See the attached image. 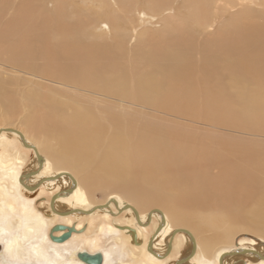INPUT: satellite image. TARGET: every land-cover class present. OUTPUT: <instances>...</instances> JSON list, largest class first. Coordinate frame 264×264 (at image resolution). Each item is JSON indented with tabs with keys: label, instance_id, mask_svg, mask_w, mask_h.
Returning <instances> with one entry per match:
<instances>
[{
	"label": "bare ground",
	"instance_id": "obj_1",
	"mask_svg": "<svg viewBox=\"0 0 264 264\" xmlns=\"http://www.w3.org/2000/svg\"><path fill=\"white\" fill-rule=\"evenodd\" d=\"M31 1L7 19L0 0V129L12 130L0 132V263L85 264V251L101 264L115 253L121 264H264L263 240L215 249L239 230L264 239V0H90L87 19L74 0ZM100 24L108 32L94 36ZM15 114L23 126L6 123ZM218 123L251 138L217 139ZM97 188L111 195L95 203ZM250 193L261 195L248 216L232 219ZM59 218L72 231L56 243Z\"/></svg>",
	"mask_w": 264,
	"mask_h": 264
},
{
	"label": "rangeland",
	"instance_id": "obj_2",
	"mask_svg": "<svg viewBox=\"0 0 264 264\" xmlns=\"http://www.w3.org/2000/svg\"><path fill=\"white\" fill-rule=\"evenodd\" d=\"M6 1V5L3 7V13H4V15L6 16V18L8 19H10V17H11V15L13 14V12L15 11L14 9H16V6H19L21 3H20V1H24V2H27L29 5H31V6H34V5H36V4H34V2L33 1H31V0H5ZM13 1L16 3V5L13 3ZM35 2H38L39 4H41L44 8H47V9H49V10H52V9H54V1L52 2V1H50V0H34ZM68 1V0H67ZM230 1H232V0H230ZM70 2H71V0H70ZM61 6L63 7V9H64V11H67V10H69V8H70V5H68V4H61ZM72 6L73 7H75L76 6V8H78V12H80L81 14L82 13H86V14H88V12L90 11V9H88L87 10V7L86 6H88L89 8H98V4H96V3H92L90 0H74V3L72 4ZM85 6V7H84ZM84 7V8H83ZM68 8V9H67ZM86 8V9H85ZM259 8H260V6H259ZM258 6L256 7H254V8H252L253 10H254V12H256L255 11V9L258 11ZM62 9V8H61ZM67 9V10H66ZM80 9H82V10H80ZM241 9V7H237V10H240ZM261 9H264V7L263 8H261ZM233 11V8H230L229 9V11ZM251 10V9H250ZM85 16V17H84ZM83 19H87V15H83L82 14V16H81ZM225 17H227V16H225ZM225 17L224 16H222V17H220L219 19H218V17H217V19H218V21H217V25L216 24H214L213 25V27H216L217 26V30L218 29H220L225 23H226V21H227V18L225 19ZM5 18V17H4ZM6 18H5V20H6ZM230 18V17H229ZM98 24H99V22L98 21H95L94 23H93V26L94 27H97L98 26ZM151 26H153V27H156L157 26V23H153V24H149V23H147V24H138L137 26H136V28L138 29V31H141V30H143V29H146V28H152ZM212 27V28H213ZM108 26L107 25H103V24H100V28H98V29H93V30H91L90 32L94 35V36H97V35H99V33L100 32H108ZM154 31H158V29H159V31H161V28H158V27H156V29L155 28H152ZM210 32H213V31H211L210 30ZM92 35V36H93ZM107 36H109V33H107ZM142 34H140V37H135V38H132V39H130V43H131V45L130 46H134V45H136V43H138L139 41H141V40H143V38H142ZM3 57H5L6 58V60H7V57H6V55L4 54V53H0V59H2ZM9 62L10 63H13L12 62V60L10 59L9 60ZM5 67H7V66H5ZM7 68H9V67H7ZM9 70L8 69H6L5 70V72L3 73L4 75H5V73L7 74V73H9L8 72ZM21 75V74H20ZM35 80H37V79H35ZM44 83V82H43ZM48 84L49 85H54V84H50L49 82H48ZM14 96L15 97H17L18 98V95L17 94H14ZM1 111H0V116H1ZM155 114L156 115H158V116H161V114H157L156 112H155ZM15 117H13L12 119H8L9 121L8 122H6L8 125H13V126H15V127H21V126H23V123H22V120L21 119H19V114H15L14 115ZM163 117V116H162ZM165 117V116H164ZM170 116H166L165 118H169ZM175 120H177V121H179L180 119H175ZM180 122H182V123H187V124H189V123H191V122H188V121H185V120H180ZM2 123V122H1ZM197 126H201V125H197ZM229 129H228V128ZM202 128H204V129H207V130H214V128L212 129V127H208V126H205V125H203V127ZM222 128V129H221ZM234 129H236V130H234ZM217 139H220V136H221V138H223V137H225V139H234V137H235V139H237V138H241L240 136H242V134H244L243 136H242V138H251L250 136H248L247 135V133L248 132H246L245 130H242L241 128H237L236 126H233V125H230V126H227L226 125V127H225V124H223V123H218L217 124ZM224 134H222L221 132ZM226 131V132H225ZM237 131H238V133H237ZM219 133H221V134H219ZM233 133H234V135H233ZM237 133V134H236ZM249 134V133H248ZM232 135V136H231ZM234 136V137H233ZM238 136V137H237ZM258 136V137H257ZM255 138L257 137V140H259L260 139V141H264V136H262V135H255L254 136ZM253 136H252V138H254ZM7 138L8 139H12L11 137H9V136H7ZM241 138V139H242ZM37 140H38V138H37ZM259 141V142H260ZM262 143V142H261ZM27 151V150H26ZM28 152V154L29 155H27V158H26V162H25V165H24V168L23 169H30L31 168V157H32V154H31V152H29V151H27ZM216 171V169H213V172H215ZM218 171V170H217ZM256 175L259 177V178H261L262 180H264V174H258V173H256ZM35 180H36V178H35ZM65 183L66 182H62V183H60L59 185H57V187H56V189H58V188H61V187H64V185H65ZM44 188V187H43ZM21 194L22 195H24V193H25V191L21 188ZM52 191V190H51ZM51 191L50 190H47V191H38L37 193H35V195H34V199H35V204H36V209L39 211V210H41V209H43V208H47V210H49V207H47V206H45V207H41L42 206V202L43 203H45V205H47L48 203H47V200H48V198H49V196L51 195ZM40 192V193H39ZM37 194H39V195H37ZM111 194H109L107 191H103V189L101 190L100 188H97L96 189V191H94V193H93V200L95 201V203H97V202H102V201H104V199H106L108 196H110ZM259 195H261V194H257V195H255V194H249V195H245L246 197V199L247 200H245V201H237L236 199L235 200H233L231 203H232V205H239V207H238V209L237 210H233V211H230V217L232 218V219H236V218H239V217H241V216H244V217H246V215L248 214V211L250 210L249 208H251L252 207V203L257 199V197L259 196ZM152 206H156V205H152ZM149 207H151V206H149ZM149 207H145L144 209H148ZM40 208V209H39ZM248 216V215H247ZM74 217H70V219H73ZM69 219V220H70ZM73 220H77V219H73ZM82 220V219H81ZM56 222V223H55ZM53 223H55V225H57V224H64L63 223V218H59V219H56ZM98 223V220L96 221V224ZM65 225V224H64ZM73 226H75V225H73ZM75 229L76 230H78V227H76L75 226ZM79 229H81V228H79ZM85 228H82V230H80V231H83ZM91 229V228H90ZM90 229H88V230H90ZM57 232H62V230H58ZM56 232V233H57ZM89 232V231H88ZM56 233H54L55 234V236H57V234ZM73 233V232H72ZM90 234L89 235H93V233L92 232H89ZM236 233V234H235ZM233 235H232V238H230V240H228V241H223V242H221V243H218V244H216V246H215V249L216 250H219V249H225V248H239V247H241V246H256L259 242L260 243H262V240H263V242H264V239L263 238H261V237H259L258 235H256V234H254V233H252L251 231H249V230H239V231H237V232H235ZM60 235V234H59ZM82 235H80V238H82L81 237ZM232 239V240H231ZM108 240L109 239H107V237L106 236H104V235H101V246L100 247H108L109 245V242H108ZM251 240H253V241H255V244L254 243H252L251 242ZM67 244V245H66ZM68 244H69V242H67V243H65L64 245L66 246V247H68ZM74 247V246H73ZM81 247H83V246H81ZM183 250H184V248H183ZM186 250V249H185ZM184 250V251H185ZM182 251H181V255H182ZM180 255V256H181ZM26 258H29V255H26L25 256ZM123 257H128V256H123ZM111 258H113V262H112V264H121L120 263V261H118V255L115 253V254H112V256H111ZM129 258V257H128ZM10 259H12V258H10ZM13 259H15V258H13ZM16 259H17V263L18 264H26V259L25 258H17L16 257ZM19 259H21V260H19ZM1 264V263H0Z\"/></svg>",
	"mask_w": 264,
	"mask_h": 264
},
{
	"label": "water",
	"instance_id": "obj_3",
	"mask_svg": "<svg viewBox=\"0 0 264 264\" xmlns=\"http://www.w3.org/2000/svg\"><path fill=\"white\" fill-rule=\"evenodd\" d=\"M1 131H6V132H9V131H12L11 129H0V132ZM16 133H18L19 134V136H20V138L22 139V143L24 144V146H26V147H30V148H32L33 150H34V152H35V155H36V157H37V160H38V162H39V166H41V164H42V161H41V156L38 154V152L36 151V149L34 148V146H31V145H29L25 140H24V138H23V136H22V134L19 132V131H16V130H14ZM33 173H35V172H31V173H27V174H30V175H32ZM26 174V176H28ZM25 176V175H24ZM73 180V179H72ZM19 181H21V179H19ZM25 187L27 188V189H29V190H33V189H35L36 188V186H27V185H25ZM57 195H58V193H55V194H53L52 195V197H51V199H50V207H51V209L54 211V209H53V202H54V200H55V198H57ZM113 201V200H112ZM114 203L116 204V201H114ZM104 205H101V206H98V207H103ZM125 207H127V205H124ZM91 210V209H90ZM90 210L89 211H87V210H84V213H88V212H90ZM132 211L134 212V214H135V216L137 217V212L132 208ZM62 214H69V212H62ZM138 219V218H137ZM163 219V218H162ZM138 221V220H137ZM67 229V230H63V233H61L60 235H57V236H55L53 239H54V241L56 242V243H59V242H61V241H63V240H65V239H67V237H69L70 236V234H71V231H72V228H69V227H64V226H62V225H56L55 226V229ZM160 228V226H158L157 228H156V230H155V232H157V230ZM180 231H184V233H186L187 235H189V237H190V239H191V244H192V247H191V252H190V255H192L193 254V252H194V249H195V246H194V241L192 240V236L190 235V233L188 232V231H185V230H183V229H179ZM155 234V233H154ZM151 244H152V237L148 240V242H147V247H148V249H149V247L151 246ZM170 245V244H169ZM167 250H170V247L168 246L167 247ZM249 252V250H246V249H243L240 253H248ZM256 254H257V252H256ZM257 255H259V254H257ZM77 257H79V259H81V261H83L85 264H101L102 263V260H103V256H102V254L100 253V252H95V253H93V254H91V253H88V252H85V251H83V252H78L77 253ZM187 257V256H186ZM186 257H184V258H186ZM179 261L177 260V261H175V263L174 264H179L178 263ZM219 262V264H223L222 262H221V257H220V260L218 261ZM242 264H244V263H242Z\"/></svg>",
	"mask_w": 264,
	"mask_h": 264
},
{
	"label": "flooded vegetation",
	"instance_id": "obj_4",
	"mask_svg": "<svg viewBox=\"0 0 264 264\" xmlns=\"http://www.w3.org/2000/svg\"><path fill=\"white\" fill-rule=\"evenodd\" d=\"M63 232V231H62ZM152 246H153V244H152ZM146 249H147V245H146ZM167 250V249H166ZM148 251V250H147Z\"/></svg>",
	"mask_w": 264,
	"mask_h": 264
}]
</instances>
